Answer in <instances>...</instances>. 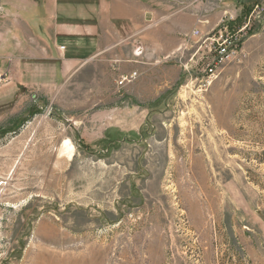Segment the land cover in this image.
Segmentation results:
<instances>
[{"label": "rangeland", "instance_id": "374dc122", "mask_svg": "<svg viewBox=\"0 0 264 264\" xmlns=\"http://www.w3.org/2000/svg\"><path fill=\"white\" fill-rule=\"evenodd\" d=\"M227 2L156 101L100 64L0 105V264H264V0Z\"/></svg>", "mask_w": 264, "mask_h": 264}, {"label": "crops", "instance_id": "0c3cea01", "mask_svg": "<svg viewBox=\"0 0 264 264\" xmlns=\"http://www.w3.org/2000/svg\"><path fill=\"white\" fill-rule=\"evenodd\" d=\"M198 2L0 0V73L8 80L0 105L21 91L53 89L90 74L100 64L117 81L137 74L124 91L155 101L167 96L204 55L188 54L203 28L211 32L223 18L227 25L238 15L227 0ZM120 98L121 106L125 97Z\"/></svg>", "mask_w": 264, "mask_h": 264}, {"label": "built area", "instance_id": "2783aa9c", "mask_svg": "<svg viewBox=\"0 0 264 264\" xmlns=\"http://www.w3.org/2000/svg\"><path fill=\"white\" fill-rule=\"evenodd\" d=\"M261 14L262 13L259 12V13H257V16H259ZM202 22L203 21H199V24L202 23ZM220 24H221V22H220ZM223 27L224 26L222 25V28ZM218 34H221V33H218ZM193 35L197 37V36H199V33L198 32H194ZM205 44H208L209 46L210 45L214 46V48H213L214 57H213L212 61L207 65V68L205 70V73H206L205 81L209 82L214 77L218 67L221 64H223L225 62V60L228 59L229 54L235 52V50L237 49V46H235V41H229L228 39H223L222 35H220V37H218L216 39L205 37L203 39V41H201V43L198 46V48L201 49ZM136 79H137V74L136 73H131V74L127 75V76H121L118 79V81L116 83V86L119 89H121V88H123L125 86V84L132 83ZM7 83H8L7 76L5 74L0 73V85H5Z\"/></svg>", "mask_w": 264, "mask_h": 264}, {"label": "bare ground", "instance_id": "6f19581e", "mask_svg": "<svg viewBox=\"0 0 264 264\" xmlns=\"http://www.w3.org/2000/svg\"><path fill=\"white\" fill-rule=\"evenodd\" d=\"M61 151L67 156V158L70 159L73 155L74 148H73L72 144L66 140L64 142V144L62 145Z\"/></svg>", "mask_w": 264, "mask_h": 264}]
</instances>
